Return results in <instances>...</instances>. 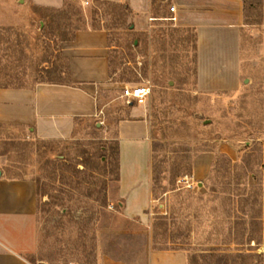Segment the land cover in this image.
Instances as JSON below:
<instances>
[{"label": "rangeland", "instance_id": "1", "mask_svg": "<svg viewBox=\"0 0 264 264\" xmlns=\"http://www.w3.org/2000/svg\"><path fill=\"white\" fill-rule=\"evenodd\" d=\"M240 2L242 86L208 95L196 89L195 29L160 4L135 20L108 1L56 9L0 0V87L65 82L63 49L89 27L108 31L120 84L101 117L66 141L0 125V172L37 187L32 264H150L157 252H183L187 264H264V0ZM138 85L151 91L141 108L151 120L153 191L131 219L118 194L116 126L140 107L122 98Z\"/></svg>", "mask_w": 264, "mask_h": 264}, {"label": "crops", "instance_id": "2", "mask_svg": "<svg viewBox=\"0 0 264 264\" xmlns=\"http://www.w3.org/2000/svg\"><path fill=\"white\" fill-rule=\"evenodd\" d=\"M31 8L59 9L66 0H26ZM108 1L124 5L135 20L151 19L160 4L166 16L196 32V89L214 95L242 86L240 56L243 12L240 0H76L84 5ZM175 12H171V7ZM163 18H161L162 20ZM110 35L103 28L74 32L63 49L67 80L28 88L0 87V125L29 129L44 141H66L83 121L106 110L105 94L120 84L111 71ZM146 107V106H145ZM151 120L146 110L130 107L116 126L118 194L127 218H137L152 203ZM39 221L37 187L30 180L0 177V264H32L37 251ZM150 264H187L183 252H157Z\"/></svg>", "mask_w": 264, "mask_h": 264}, {"label": "built area", "instance_id": "3", "mask_svg": "<svg viewBox=\"0 0 264 264\" xmlns=\"http://www.w3.org/2000/svg\"><path fill=\"white\" fill-rule=\"evenodd\" d=\"M76 1V0H73ZM84 5H89L88 2H85ZM171 12H175V7H171ZM150 88L146 86H127L124 88L122 93V98L126 101L128 105L136 104L137 106H146L148 102V97L150 96ZM184 179H189L188 177ZM189 182V180H187ZM189 187L191 185H188Z\"/></svg>", "mask_w": 264, "mask_h": 264}, {"label": "water", "instance_id": "4", "mask_svg": "<svg viewBox=\"0 0 264 264\" xmlns=\"http://www.w3.org/2000/svg\"><path fill=\"white\" fill-rule=\"evenodd\" d=\"M0 177H1V172H0Z\"/></svg>", "mask_w": 264, "mask_h": 264}, {"label": "trees", "instance_id": "5", "mask_svg": "<svg viewBox=\"0 0 264 264\" xmlns=\"http://www.w3.org/2000/svg\"><path fill=\"white\" fill-rule=\"evenodd\" d=\"M118 166H119V162H118Z\"/></svg>", "mask_w": 264, "mask_h": 264}]
</instances>
